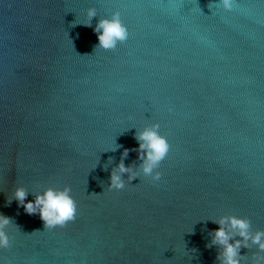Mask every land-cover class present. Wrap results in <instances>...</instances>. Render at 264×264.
<instances>
[{"label": "water", "instance_id": "obj_1", "mask_svg": "<svg viewBox=\"0 0 264 264\" xmlns=\"http://www.w3.org/2000/svg\"><path fill=\"white\" fill-rule=\"evenodd\" d=\"M217 3L0 0V264H220L214 221L264 232V0ZM115 13L127 41L96 48ZM153 124L170 145L156 182L134 151ZM126 149L138 178L108 191ZM17 187L25 203L70 187L76 220L45 230Z\"/></svg>", "mask_w": 264, "mask_h": 264}, {"label": "clouds", "instance_id": "obj_2", "mask_svg": "<svg viewBox=\"0 0 264 264\" xmlns=\"http://www.w3.org/2000/svg\"><path fill=\"white\" fill-rule=\"evenodd\" d=\"M211 7H222L225 11H231L234 7V0H219V3L209 5V8ZM87 15L89 22L83 26L90 27V20L95 16V10L89 9ZM93 31L98 39L96 48L104 51L115 50L118 44L127 41L129 35L119 13L113 14L111 19L100 20ZM159 127V124H153L150 128L139 132L135 137L139 147L134 151L138 153L137 158L143 162V176L151 177L153 182L161 179V173L157 169L170 150L167 139L159 133ZM127 155L128 150L126 149L121 162L112 170L108 191L123 190L125 188L124 175H127L129 184L138 178L137 174L131 168H126L123 163V159ZM28 195L26 189L17 187L13 199L18 202L19 206L24 208L28 215L38 214L45 230L64 228L77 218V202L71 195L70 187H64L62 190L48 188L42 194H37L34 202L25 203ZM214 222L219 227L212 234V244L222 249L217 257L220 264H241L244 257L240 255V250L241 248H248L249 241H251V244L256 245L260 252H264V232L257 231L252 234L250 232L251 224L247 219L228 216ZM11 223V218L0 214V249H8L11 246V239L5 231ZM237 236L239 239H236ZM254 259H257V264L264 262V257H254Z\"/></svg>", "mask_w": 264, "mask_h": 264}]
</instances>
